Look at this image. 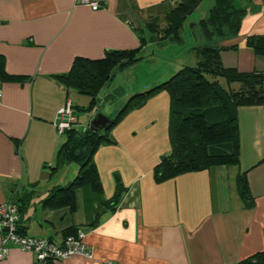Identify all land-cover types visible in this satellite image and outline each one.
Listing matches in <instances>:
<instances>
[{
    "label": "crops",
    "instance_id": "0c3cea01",
    "mask_svg": "<svg viewBox=\"0 0 264 264\" xmlns=\"http://www.w3.org/2000/svg\"><path fill=\"white\" fill-rule=\"evenodd\" d=\"M98 1L101 7L94 10L82 0H0V204H18L25 235L62 243L63 231L70 226L84 233L93 258L77 254L55 264H239L264 251V105L239 108L238 164L158 181L155 168L172 151L171 97L159 92L130 111L112 129L113 143L95 152L99 186H79L72 208L45 204L53 189L68 184L80 169L75 162L58 166L64 135L58 128L60 110L68 101L73 104L77 130L89 127L101 111L115 116L125 101L106 102V96L122 88L121 80L115 82L117 74L134 65L114 71L91 114V96L69 88L64 79L74 59L144 48L148 21L161 18L165 26L164 16L179 3ZM233 1L245 9L239 32L208 39L202 30L193 49L237 45L221 51L223 64L264 74V53L247 45L250 36H264V0ZM207 4L211 9L214 0ZM194 55L197 63L195 49ZM182 61L168 65L145 88L173 75L178 65L184 66ZM236 84L228 83V89ZM82 107L89 112L85 119ZM242 172L248 175L253 207H247L238 192ZM119 181L123 188L117 194ZM7 246L0 264H45L33 251L14 242Z\"/></svg>",
    "mask_w": 264,
    "mask_h": 264
},
{
    "label": "trees",
    "instance_id": "16d2710c",
    "mask_svg": "<svg viewBox=\"0 0 264 264\" xmlns=\"http://www.w3.org/2000/svg\"><path fill=\"white\" fill-rule=\"evenodd\" d=\"M203 1L179 0L164 16L165 26H161V18H153L148 21V27L158 38H165L170 34L179 40L183 22ZM244 14L245 9L237 7L233 0H214L209 17L201 19L200 25L208 39L237 34ZM247 45L257 54H263L264 36H250ZM141 49L140 46L136 49L108 50L103 57L97 59L77 56L64 78L67 86L91 96L92 109L99 92L111 79L114 71L137 62L141 58ZM194 49L196 65H185L169 79L131 95L120 111L110 117L106 127L97 129L89 126L82 130L73 127L63 133L66 141L58 151V166L75 162L80 165V169L68 184L53 189L45 201L47 206L72 208L79 186L86 183L99 186L100 175L93 160L95 152L102 144L113 143L112 129L130 111L162 91H167L171 97L169 138L172 151L163 156L155 168L158 181L211 166L240 162L239 108L245 105H264V74L241 72L223 64L221 51L238 49L237 45L220 47L216 44H204ZM219 78H224L229 84L238 83L239 87L226 89ZM122 90L118 88L106 98L116 99ZM122 188L119 181L117 194ZM237 188L245 205L253 207L255 198L251 193L247 172L238 175ZM79 232L77 227L70 226L63 231L64 238L78 236ZM239 264H264V251L240 261Z\"/></svg>",
    "mask_w": 264,
    "mask_h": 264
},
{
    "label": "rangeland",
    "instance_id": "374dc122",
    "mask_svg": "<svg viewBox=\"0 0 264 264\" xmlns=\"http://www.w3.org/2000/svg\"><path fill=\"white\" fill-rule=\"evenodd\" d=\"M208 1L209 0H205L201 5V7H199V9L192 12L185 19V21L182 24V28L179 32L181 37L179 40L174 39L170 34H168L169 36L165 38L162 37L158 38V35L149 28V34L147 35V44L145 45L144 48L141 49V53H140L141 58L137 62H135L131 68L126 69V71H124L125 73L124 75L117 74V76L115 77L116 79L115 82L121 80V85L123 88L122 93L116 97L115 101L116 100L117 102L125 101L124 102L125 104L128 98L134 93L142 92L153 87V86L151 87L149 86V88H145L147 85L146 83L151 79H155L156 75H160L163 71H165L168 68V65L175 66L176 63H180V61L182 60L184 66L196 65L193 46L202 36V28L199 22L201 21L200 19L201 18L207 19L210 15V8L209 5L207 4ZM177 67L179 68H177V70L175 71H178L183 66L178 65ZM170 77L171 76H169L167 79H169ZM219 79L221 80V84L226 89H228L229 86L226 80L224 78H219ZM238 86H239L238 84L235 85V87L237 88ZM108 101L111 100H107L106 102ZM124 104H122L121 108L124 106ZM88 105H86V107ZM104 106H106V104ZM101 108H103V106ZM79 112L82 117L81 119H85L87 114L89 113L85 109H82ZM93 112H95V109L91 111V114ZM102 112L104 111H101V113ZM107 113H109L110 115L111 114L110 110L107 109ZM108 117H114V116L113 114H111ZM82 129L83 127L80 128V130ZM65 141H66V136L63 135L62 143H64Z\"/></svg>",
    "mask_w": 264,
    "mask_h": 264
},
{
    "label": "built area",
    "instance_id": "2783aa9c",
    "mask_svg": "<svg viewBox=\"0 0 264 264\" xmlns=\"http://www.w3.org/2000/svg\"><path fill=\"white\" fill-rule=\"evenodd\" d=\"M88 3L94 10L101 7L98 0H82ZM78 122V116L73 104L68 101L59 112V131L64 133ZM0 235L2 247L0 250V259L4 258L8 252L7 244L14 242L25 251H33L37 260L45 264H55V262L70 258L74 255H83L93 258V252L90 245L84 240V233L79 232L78 236L66 237L62 243L52 239L37 238L21 233L19 226V207L14 201L3 202L0 204ZM103 264H112L105 262Z\"/></svg>",
    "mask_w": 264,
    "mask_h": 264
},
{
    "label": "water",
    "instance_id": "95a60500",
    "mask_svg": "<svg viewBox=\"0 0 264 264\" xmlns=\"http://www.w3.org/2000/svg\"><path fill=\"white\" fill-rule=\"evenodd\" d=\"M109 121L110 117L105 114L99 113L96 118L93 119L90 126L92 128L102 129L107 126Z\"/></svg>",
    "mask_w": 264,
    "mask_h": 264
}]
</instances>
